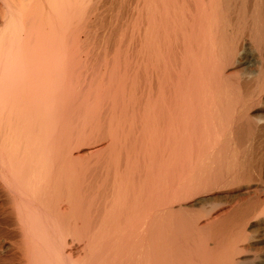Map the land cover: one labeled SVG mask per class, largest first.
Wrapping results in <instances>:
<instances>
[{"label": "bare ground", "instance_id": "6f19581e", "mask_svg": "<svg viewBox=\"0 0 264 264\" xmlns=\"http://www.w3.org/2000/svg\"><path fill=\"white\" fill-rule=\"evenodd\" d=\"M0 1V264H264V0Z\"/></svg>", "mask_w": 264, "mask_h": 264}, {"label": "rangeland", "instance_id": "374dc122", "mask_svg": "<svg viewBox=\"0 0 264 264\" xmlns=\"http://www.w3.org/2000/svg\"><path fill=\"white\" fill-rule=\"evenodd\" d=\"M19 1H21V0H19ZM22 1H25V0H22ZM96 1L97 2L100 1V2L98 4H95L97 2L91 1V2H89L87 4L88 7L92 6V8H90V10L93 9L92 10L93 12L89 10L90 11V15H92L91 18H90V15H88V14L87 15L89 16V18L92 21H93L94 17L96 16L95 17L96 19L94 20V22H95V25L97 27L96 26L95 27L96 28L99 27L100 31H101V26L103 27L102 29H104L105 26H107L110 23H112V25H113V23H116L117 27H118L117 24H119L120 26L122 24L124 26H126L127 24L131 23V19H134V13H130L125 8V6H124L125 4L120 2L121 0H96ZM134 2L135 1H132V3H134ZM93 5H94V7H95V5L97 6V7H95L97 9V11H94ZM0 8H1V3H0ZM91 12H92V14H91ZM87 13H89V12H87ZM94 13H96V14H94ZM94 22H93V24H94ZM0 26H1V23H0ZM109 26L110 25H108V28H109ZM112 27H115V26H112ZM1 28H2V26L0 27V29ZM106 29H107V27H106ZM106 29H104V30H106ZM118 30H120V27H119ZM117 32H120V31H117Z\"/></svg>", "mask_w": 264, "mask_h": 264}]
</instances>
